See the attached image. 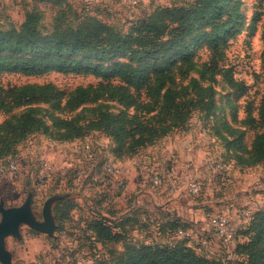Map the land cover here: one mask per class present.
Masks as SVG:
<instances>
[{
  "label": "rangeland",
  "instance_id": "obj_1",
  "mask_svg": "<svg viewBox=\"0 0 264 264\" xmlns=\"http://www.w3.org/2000/svg\"><path fill=\"white\" fill-rule=\"evenodd\" d=\"M201 1L203 0H0V32L14 29L22 36L36 37L51 33L56 28L75 29L84 22L91 25L104 24L115 33L126 35L158 7L191 8ZM232 8L235 9V33L225 42L219 63L228 67L246 85L245 93L239 98L232 97L236 95L227 86L223 73L200 82L205 88H211L204 96H209V93L210 96H215L218 105L216 115L204 117L200 112L193 111L186 126L187 131L170 133L132 157L117 158L115 161L120 166L118 176L125 186L120 187L115 180L112 190L115 193L121 188L119 195L115 194L113 198L107 195V199L101 203L103 198L99 199L100 194H108V187L99 183L107 178L103 169H99L93 179L86 178L96 165L91 166L82 155L81 147L85 140L94 146L98 162L103 158H112L111 150L114 145L110 138L99 131L89 132L72 142H60L44 135L27 139L18 146L16 155L10 159L18 166V176L14 181L8 177V161L0 160V200L4 201L5 206L21 204L27 193L31 192L33 213L41 219V208L48 197L65 193L66 197L61 199L70 198L75 201L68 216L59 225L54 212L58 200L53 204L56 222L54 236L25 224L20 226V238L7 236L6 247L12 254V264H93L97 260L114 262L123 257L127 247L142 244L174 246L185 242H189L199 254L212 259L219 258L227 263L248 262L249 253L240 246L248 241L250 218H238L237 215L239 211L250 207L251 211L264 207V161L250 166L232 165L226 181L208 169L215 158H227L221 141L213 136L212 126L221 118L229 119L233 107L236 108L238 120L245 117L247 105L253 107L252 114L256 118L260 108L264 109V0H228L226 11L220 20L230 18ZM3 42L4 38L0 37V47ZM20 46L27 47L17 53L20 52L23 56L35 54L29 45L21 43ZM193 49L194 61L187 67L180 66L179 70L183 72L181 81L177 82V77V81H173V88L194 84L198 78L206 50L198 45ZM13 50L11 48L2 54H10ZM43 52L45 51L37 53ZM174 58L169 57L171 60ZM166 70L168 69L164 71ZM159 74L161 70L157 71V76ZM96 81L92 76L77 75L73 71H46L39 76H22L13 72L11 67L0 70V83L4 86L50 83L61 91L62 96L71 94L76 86L85 87ZM159 81L157 79V83ZM14 111L18 112L20 108ZM7 116L8 114L0 113V122ZM257 121L253 126H242V143L246 148L251 147L255 135L263 130L260 121ZM42 159H49L55 166L54 174L48 180L38 179L37 167ZM157 170L163 175L160 188L151 180L152 172ZM171 171L183 180L195 178L204 185L200 201L192 202L199 207L191 209H199L201 212L192 213L175 202H169L168 196H163L172 192L174 196H181V202H187L184 200L188 192L181 190L185 182L180 187L177 182H173L171 191L170 180L167 182L165 177ZM132 204H139L141 207L130 217L125 211ZM60 208L63 209V204ZM109 209L116 212L112 213ZM107 210L116 219L124 216L120 217V223L113 222L114 226L121 225V228H112V232L119 236L101 235L95 227V221ZM177 210L187 212L193 218L191 220L194 224L187 230L189 235L177 236L176 226L168 219ZM217 210L230 216L237 225L236 238L229 245L221 244L209 231L208 218ZM214 215L211 217L214 218ZM127 218L130 219L127 221ZM199 231L205 232L208 238L209 243L205 246L199 243ZM237 243L241 245L235 250Z\"/></svg>",
  "mask_w": 264,
  "mask_h": 264
},
{
  "label": "trees",
  "instance_id": "obj_2",
  "mask_svg": "<svg viewBox=\"0 0 264 264\" xmlns=\"http://www.w3.org/2000/svg\"><path fill=\"white\" fill-rule=\"evenodd\" d=\"M227 2L203 0L191 8L158 7L126 35L117 34L104 24L84 22L75 29L56 28L51 33L36 37L22 36L14 29L0 32V37L4 38L0 47L1 71L11 67L13 72L22 76H39L46 71H73L77 75L97 79L95 84L76 86L67 96H62L61 91L50 83L20 86H4L0 83V113L8 114L0 122V160L8 161L16 155L21 143L37 135L60 142H72L95 131L102 132L112 141V159L132 157L170 133L187 131L186 126L193 111L200 112L204 117L216 115L218 105L215 96H210L211 93L204 96L211 88H205L200 82L223 73L227 86L236 95L232 97H241L247 89L228 67L219 63L225 42L235 33L234 8L230 10V18L220 20L226 11ZM21 43L29 45L35 54L23 56L17 53L27 47L20 46ZM196 45L206 50L198 78L194 84L173 88V81H177V77V82L181 81L183 72H180V66L187 67L194 61L193 47ZM11 48L14 50L10 54H2ZM38 51L45 52L39 54ZM173 56V60L169 59ZM158 70H161V74L157 76ZM157 79L160 80L158 83ZM19 108L20 111H14ZM252 110L253 107L247 105L245 117L238 120L236 108L233 107L229 119L221 118L212 126L213 136L221 141L227 158H215L213 162L220 167L210 170L225 181L229 179L228 171L232 165L250 166L264 161V109L260 108L258 118L252 114ZM257 120L263 130L255 135L251 147L246 148L242 143V126H253ZM107 159L97 162L86 178L93 179ZM115 180L118 183L117 179L109 176L104 182L98 180L108 187V194H100L99 199L103 198L101 203L107 199V195L113 198L122 191L120 188L113 193ZM203 186L201 184L197 193L185 196L184 201L187 202H181V196L170 193L163 196H168L169 202H175L192 213L201 212L191 209L199 207L192 202L200 201L205 190ZM73 203L75 201L70 198L56 202L54 212L58 225L68 216ZM140 207L139 204H132L127 207L125 214L132 217ZM109 210L102 212L101 218L95 221V227L101 235L119 236L112 232V228H121V225L114 226L113 222L120 223V217L124 216L116 219L111 214L116 211ZM215 213L224 214L220 210ZM171 216L168 219L176 226V233L178 229L187 231L194 224L189 213L183 215L176 211ZM246 216L250 218L248 241L242 245L237 243L235 250L240 245L247 250V263H227L219 258L206 257L196 252L189 242H185L174 246H131L117 261L97 260L93 264H248L249 260V264H264V207L250 210Z\"/></svg>",
  "mask_w": 264,
  "mask_h": 264
},
{
  "label": "built area",
  "instance_id": "obj_3",
  "mask_svg": "<svg viewBox=\"0 0 264 264\" xmlns=\"http://www.w3.org/2000/svg\"><path fill=\"white\" fill-rule=\"evenodd\" d=\"M82 155L84 157V159L90 163V165L95 166L96 163L98 162V157H97V153L94 149V146L88 141L85 140L82 144ZM119 164L112 158L107 159L106 161L103 162L102 164V169L104 174H106L109 177H112L113 179H117L118 180V184L120 185V187H124L125 183L124 181L120 180L119 178V173H120V169H119ZM220 167V165L218 163L215 162H210L209 164V169L211 170H216ZM55 166H53L52 162L49 159H42L40 160V162L38 163V179L40 180H48L52 177V175L54 174L55 171ZM81 171H84L83 169H80ZM18 166L17 164L12 161V160H8V177L10 180H16L17 176H18ZM166 180L168 182V180H170V184H171V191H172V184L173 182H177L178 183V187L182 186V184L185 182L184 184V188L181 190H185L189 193H197L199 191V189L201 188V182L198 179H186L183 180V178H181V176L177 175L174 172H169L167 174V176L165 175ZM151 180L153 182V184L160 186L163 183V175H161V172L157 171H153L152 172V177ZM174 186V185H173ZM170 194H172V192H170ZM251 210V207L242 211L238 212L237 217L238 218H242L245 217ZM214 215V214H213ZM215 216V215H214ZM237 230V225L235 224V222L232 221L231 217L223 214V213H216V216L210 217V232L212 233V236H214L215 238H217V240H219V242L223 245H229L233 242L234 240V235L236 233ZM190 232H187L183 229H178L176 235L177 236H184ZM198 239L200 241V243L202 245H207L209 243L208 238L205 234V232L203 231H199V234L197 235Z\"/></svg>",
  "mask_w": 264,
  "mask_h": 264
},
{
  "label": "water",
  "instance_id": "obj_4",
  "mask_svg": "<svg viewBox=\"0 0 264 264\" xmlns=\"http://www.w3.org/2000/svg\"><path fill=\"white\" fill-rule=\"evenodd\" d=\"M67 194H55L43 202L41 208V219L32 210V193L28 192L23 202L19 205L5 206L0 200V264H12V254L6 247V237L12 235L20 238V226L22 224L54 236L56 228L53 204L66 197Z\"/></svg>",
  "mask_w": 264,
  "mask_h": 264
},
{
  "label": "crops",
  "instance_id": "obj_5",
  "mask_svg": "<svg viewBox=\"0 0 264 264\" xmlns=\"http://www.w3.org/2000/svg\"><path fill=\"white\" fill-rule=\"evenodd\" d=\"M10 159H11V158H10ZM10 159H9V160H10ZM220 199H222V198H220ZM173 203H174V202H173ZM177 213H178V214H183V215H184V214H186L187 212H183V211H178V210H177Z\"/></svg>",
  "mask_w": 264,
  "mask_h": 264
}]
</instances>
